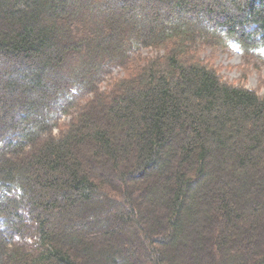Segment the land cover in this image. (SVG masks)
<instances>
[{"label": "trees", "instance_id": "obj_1", "mask_svg": "<svg viewBox=\"0 0 264 264\" xmlns=\"http://www.w3.org/2000/svg\"><path fill=\"white\" fill-rule=\"evenodd\" d=\"M224 41L264 49V0H0V264H264V94Z\"/></svg>", "mask_w": 264, "mask_h": 264}, {"label": "rangeland", "instance_id": "obj_2", "mask_svg": "<svg viewBox=\"0 0 264 264\" xmlns=\"http://www.w3.org/2000/svg\"><path fill=\"white\" fill-rule=\"evenodd\" d=\"M249 52L246 53L243 48L235 46L230 41H224L222 45L207 50L204 58L224 80L264 94V49H254ZM144 54L152 55L147 50ZM121 76V72L117 70L112 78L117 79ZM109 81L110 79L104 87Z\"/></svg>", "mask_w": 264, "mask_h": 264}]
</instances>
